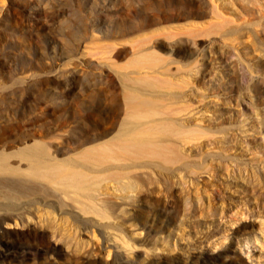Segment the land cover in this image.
Listing matches in <instances>:
<instances>
[{
  "label": "rangeland",
  "instance_id": "374dc122",
  "mask_svg": "<svg viewBox=\"0 0 264 264\" xmlns=\"http://www.w3.org/2000/svg\"><path fill=\"white\" fill-rule=\"evenodd\" d=\"M128 89L177 157L93 159ZM39 143L92 201L29 175ZM0 158V264H264V0H0Z\"/></svg>",
  "mask_w": 264,
  "mask_h": 264
},
{
  "label": "bare ground",
  "instance_id": "6f19581e",
  "mask_svg": "<svg viewBox=\"0 0 264 264\" xmlns=\"http://www.w3.org/2000/svg\"><path fill=\"white\" fill-rule=\"evenodd\" d=\"M160 86V85H159ZM174 86V85H173ZM149 87L153 89L155 86L147 82L145 84V89L149 90ZM126 91V90H125ZM151 99L144 97L142 99V94L138 92H131L129 89L126 91V96L128 95L129 103L126 104V113L127 118L123 123L122 130L119 132L117 137L111 142L103 144L98 150H93V159L98 162H107L109 159H114L115 161H122L124 158L129 164H133L135 159L143 155H154L161 156L162 158L168 160L170 158L177 157V152L172 149V146L168 142H163V145L154 144V139L156 138V132L162 131V134L167 137L169 134H175L178 132V129L175 126L173 121H163L161 124L158 121L154 120L157 115H162L167 111H163L160 106V101L162 98L153 92L151 93ZM130 119H132V126H130ZM165 124V125H163ZM129 131H126V130ZM29 155L33 157L32 168H29V175L33 174V171L36 172L37 177H42L45 179L47 176L51 177V180L68 186L69 189L73 192L72 197L77 199V197H83L92 201L93 198L84 193L83 189L88 188L89 184L85 182V172L81 169H76L77 165L72 162H63L59 164L60 166L55 167L53 162L47 159V150L46 147L39 143L36 146L32 147L29 151ZM89 155H84L87 158ZM47 170V172L45 171ZM7 168L4 163V158H0V172H6ZM128 175V173H125ZM119 174L117 173V176ZM32 176V175H31ZM33 180L32 178H29ZM64 193V191H63ZM6 197L11 198L12 192H7ZM79 200V199H77ZM84 204V202H83ZM85 212L90 213L93 211L95 215L100 218L109 217V215L104 212L95 211L94 206L87 205L83 207ZM86 213V214H87ZM124 247H130L129 242L123 237Z\"/></svg>",
  "mask_w": 264,
  "mask_h": 264
}]
</instances>
